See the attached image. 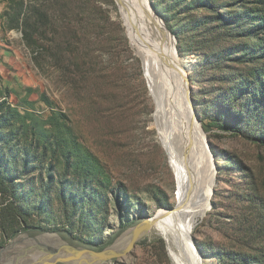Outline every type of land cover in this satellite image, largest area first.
Instances as JSON below:
<instances>
[{"label": "rangeland", "instance_id": "rangeland-1", "mask_svg": "<svg viewBox=\"0 0 264 264\" xmlns=\"http://www.w3.org/2000/svg\"><path fill=\"white\" fill-rule=\"evenodd\" d=\"M22 1L42 7L50 14L49 21L44 20L39 27L32 47L24 40L22 28H7L6 13L13 15ZM174 1L147 0V3L169 30L177 57L185 60L186 67L177 68V64L176 69L172 67L174 60L168 48L170 39L157 33L147 35L140 48L135 47L122 5L117 0H0V59L7 67L5 78L0 82V99L6 96L12 107L26 117L27 125L40 124L42 131L55 133L57 119L67 143L75 142L81 150L79 159L86 154L94 159L96 169L101 172L98 180L105 182L94 185L100 188L124 185L131 201L138 200L142 206L132 209L127 201L123 216L131 215L141 223L157 216L161 210L174 209L178 202V178L159 139L155 114L158 105L170 109L176 97L186 93L210 143L217 179L212 206L193 228L192 241L200 252L222 250L231 248L240 235L246 219L243 211L248 210L244 202L247 193H254L255 187L264 198V149L258 146L260 134L256 125L238 136L205 127L209 122L207 115L214 111L208 105L217 95L215 87L225 84L215 80L219 70L202 71L207 68L204 55L191 45L194 40H202L205 34L216 31L194 25L180 27V24L200 21L205 16L216 17L206 7L224 14L230 11L224 2L241 11L255 9L256 0H219L217 5L190 8V14L182 10L183 6L174 8ZM220 41L222 50L226 45L235 46L225 34ZM223 67L229 70L239 66L224 62ZM179 72L185 74L184 78ZM51 113L55 118H51ZM32 115L40 120L35 121ZM48 159L51 161L52 153ZM61 169L62 166L58 167L57 174L63 175ZM51 196L56 200L55 191ZM108 206L109 215L97 233L79 226L69 234L54 231L64 224L60 204L55 203L54 215L48 220L45 216L39 217L43 231H21L0 249L19 239L15 249L36 245L58 248L66 241L100 252L103 241L118 231L121 224L117 209L114 205ZM102 218L105 217H98L99 223ZM161 227L157 224L123 257L95 264H175L165 239L156 232L165 230ZM76 236H81L84 242L76 240ZM126 237H120L123 240L118 249L128 246ZM175 249L179 252V262L182 259L183 264H193L190 254L181 247ZM14 259V254H4L0 264H10ZM210 261L219 264L216 258Z\"/></svg>", "mask_w": 264, "mask_h": 264}, {"label": "trees", "instance_id": "trees-1", "mask_svg": "<svg viewBox=\"0 0 264 264\" xmlns=\"http://www.w3.org/2000/svg\"><path fill=\"white\" fill-rule=\"evenodd\" d=\"M244 3L251 5L249 2ZM213 4H219V0H175L172 5L174 8L183 6L182 10H187L185 12L188 14L190 8L194 10ZM223 4L229 8L228 13L220 14L216 9L206 7L214 11L216 17L205 16L200 21L191 20L180 24V27L194 25L196 28L205 27L207 31H216L205 34L202 40H194L191 45V48L201 50L204 55L203 62L207 68L202 71L219 70L215 80L225 84L224 87H215L217 95L208 105L214 111L207 115L206 120L209 119V122L205 127L218 128L238 136L256 125L259 128L257 133L260 134L257 137L260 142L258 146L264 149V0L254 1L255 9L252 10L239 11L232 8L231 3ZM14 10L13 15L6 13L9 16L7 28H22L29 47L35 46L39 27L44 20L49 21L50 14L42 7L28 5L25 1ZM173 18L176 19V16ZM213 23L216 27L212 26ZM223 34L233 40L235 46L226 45L223 50L220 49ZM248 38L256 41L247 42ZM224 62L239 67L226 70ZM1 81L3 74L0 70ZM3 88L6 91L8 89ZM32 117L35 121L40 120ZM51 118H55L54 113H51ZM25 120L26 117L12 107L6 96L0 99V247L17 237L21 231H43L39 217L45 216L48 220L54 215L55 203L60 204L64 224L54 231H66L69 234L79 226L97 233L102 222H106L104 219L109 213L108 205H114L121 224L118 231L103 241L100 251L113 245L139 224L131 215L123 216V205L127 201L131 203L132 209L142 206L139 201H131L122 184L114 188L107 185L96 187L95 182L98 185L105 182L98 180L101 172L96 169L94 159L90 154L82 155L79 159L81 150L75 142L67 143L57 119L54 120L53 134L45 129L42 131L40 124L27 125ZM49 153H52L51 161L48 159ZM60 166L63 175L61 172L57 174ZM54 191L56 200L51 196ZM253 192L244 197L248 210L243 211L246 219L235 244L222 250L201 251L206 264H211V258H216L219 264H264V198L255 187ZM101 216L105 218L99 223L98 217ZM75 239L84 242L81 236Z\"/></svg>", "mask_w": 264, "mask_h": 264}, {"label": "bare ground", "instance_id": "bare-ground-1", "mask_svg": "<svg viewBox=\"0 0 264 264\" xmlns=\"http://www.w3.org/2000/svg\"><path fill=\"white\" fill-rule=\"evenodd\" d=\"M119 1L135 47L140 48L144 39H148L147 35L151 37L157 33L171 40L168 48L174 60L172 67L178 64L177 68H184L185 60L176 57L172 39L148 6L147 0ZM144 63L146 67V61ZM179 74L184 78L185 74ZM173 103L170 109L158 105L155 119L159 139L178 178V202L171 211L159 212L154 220V228L157 224L165 228L164 231L156 232L167 241L176 264H183V260L179 262V252H176L175 247L184 249L190 258L193 257V264H197L193 254L192 231L198 220L211 208L216 177L215 162L208 151L205 133L193 115L189 96L186 93L180 94ZM199 264H206L205 259L201 258Z\"/></svg>", "mask_w": 264, "mask_h": 264}, {"label": "water", "instance_id": "water-1", "mask_svg": "<svg viewBox=\"0 0 264 264\" xmlns=\"http://www.w3.org/2000/svg\"><path fill=\"white\" fill-rule=\"evenodd\" d=\"M117 1L120 4V1L119 0ZM157 19L162 22L163 26L165 27L166 33L171 38V34L169 30L167 29L165 23L158 17ZM174 53H175V50H174ZM191 109H192L193 115L196 118L197 123H199L202 128L201 121L194 109L192 100H191ZM206 144L208 146L209 153H211V156L214 157L207 136H206ZM216 184H217V179L215 177L214 188ZM214 188H213V195L215 192ZM155 219H156V216L150 219H146L142 221L141 223H139L137 226H134L133 228L128 230L125 234H123V236H127L126 238H129L128 246L124 250L118 249V245L122 242L123 238H119L115 242L114 245H111L105 250L100 251V252L89 249L87 247H77V246L71 245L70 243L66 241H63V244L58 248H52V247L40 245L38 247H34V248L31 247L28 249H15L16 245L19 243V239H15L8 246L4 247L3 249H0V258L4 254H11V253L14 254L15 259L10 264H95L97 261L105 262L113 258L123 257L128 252H130L132 248L135 247L137 243L152 230V228H154ZM192 244L194 246L193 254H195L196 256L195 258L196 263L199 264L202 258V253L199 251L198 248L195 247L193 241H192Z\"/></svg>", "mask_w": 264, "mask_h": 264}, {"label": "crops", "instance_id": "crops-1", "mask_svg": "<svg viewBox=\"0 0 264 264\" xmlns=\"http://www.w3.org/2000/svg\"><path fill=\"white\" fill-rule=\"evenodd\" d=\"M10 60H11V58H10ZM4 63H5V62H3L2 59H0V70H1V72H2V74H3V78H5L4 76H5L6 72H7V67L5 68ZM4 70H5V71H4ZM5 87H7V86H5Z\"/></svg>", "mask_w": 264, "mask_h": 264}]
</instances>
